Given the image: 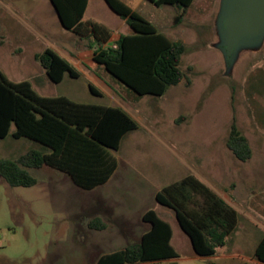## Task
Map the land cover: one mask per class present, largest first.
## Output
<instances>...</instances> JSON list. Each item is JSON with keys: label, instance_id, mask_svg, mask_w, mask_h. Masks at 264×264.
Masks as SVG:
<instances>
[{"label": "rangeland", "instance_id": "rangeland-1", "mask_svg": "<svg viewBox=\"0 0 264 264\" xmlns=\"http://www.w3.org/2000/svg\"><path fill=\"white\" fill-rule=\"evenodd\" d=\"M120 1L168 40L184 44L179 68L189 82L183 80L162 96L136 95L92 62L89 40L63 29L49 0H0V73L13 83L28 82L41 97L63 96L82 104L109 105V98L93 95L88 85L98 92H104L102 85L110 88L138 126L125 134L117 151H110L119 168L114 181L126 168L136 181L158 189L199 171L239 213L229 247L218 249L208 264H254L253 249L264 235V39L259 48L241 50L227 65L217 47L222 0H193L183 15L175 6ZM84 19L105 25L114 38L130 33L103 0H89ZM45 49L67 59L78 77L65 74L61 82H50L34 60ZM233 117L252 151L246 162L236 160L225 146ZM40 148L9 134L0 139V159ZM157 171L162 172L159 180ZM28 172L36 179L31 187H10L0 177V264H94L102 253L132 241L125 234L129 226L113 225V231L100 233L87 229L86 222L103 204L105 187L84 191L49 168ZM167 212L178 258L158 264H206L190 258L192 249L180 242L177 234L185 235L172 211Z\"/></svg>", "mask_w": 264, "mask_h": 264}, {"label": "trees", "instance_id": "trees-1", "mask_svg": "<svg viewBox=\"0 0 264 264\" xmlns=\"http://www.w3.org/2000/svg\"><path fill=\"white\" fill-rule=\"evenodd\" d=\"M122 19L130 33L109 44L111 30L93 20H85L87 0H49L61 27L80 39L89 40L93 63L138 96H162L185 80L179 68L185 53L182 42H171L155 27L120 0H103ZM155 6H175L186 13L193 0H147ZM34 60L52 83L77 71L50 49L35 54ZM89 91L99 92L88 85ZM13 128V131H11ZM138 128L137 123L117 107L73 102L66 97L37 95L26 82L13 83L0 73V139H28L41 146L16 159H0V177L10 187H31L36 179L28 169L48 167L67 175L82 190L105 184L117 167L110 151L119 149L122 138ZM225 146L232 156L246 162L252 156L246 138L233 117ZM155 201L174 212L181 231L199 257H210L227 244L235 231L238 213L192 175L162 188ZM141 220L149 225L138 243L100 255L94 264H139L177 258L170 244V225L152 210ZM108 225L93 218L87 228L104 230ZM254 259L264 264V235L257 243ZM214 264V263H210Z\"/></svg>", "mask_w": 264, "mask_h": 264}, {"label": "crops", "instance_id": "crops-1", "mask_svg": "<svg viewBox=\"0 0 264 264\" xmlns=\"http://www.w3.org/2000/svg\"><path fill=\"white\" fill-rule=\"evenodd\" d=\"M88 4H89V0H87L86 10L88 8ZM86 10H85V13H86ZM117 38L118 37L114 38L113 35H111L109 43L112 44L114 41H116ZM83 40L86 41L85 39H83ZM80 41H81V39H80ZM89 43H90V41H88L87 45ZM58 51L61 53L63 50L59 49ZM91 55H92V53H91ZM66 58L73 59L77 63H80V61H81L77 57L68 56ZM91 58H92V56H91ZM64 60H67V59H64ZM90 75H92L91 77L95 81H99V78L97 76H95L94 74H90ZM102 86L104 88V92H99L98 96H106L107 98H109V102H110L109 105H103V106H110V107L120 108L121 110H123L125 113H127L133 119L132 111L129 110V108L124 104V102H122L121 100L117 99L116 96H113L112 95V90L110 88H108L105 85H102ZM21 139H23V138H21ZM16 140H20V139H16ZM246 140H247V138H246ZM247 142H248V140H247ZM248 144H249V142H248ZM115 160H116V158H115ZM116 163H117V167H116L115 171L113 172V174L108 179V181L105 184L96 187V188L105 187L104 188L105 190L101 193V198L103 199V202H102L103 204H102L101 207H99L97 214L95 216L91 217L86 222V227H87L88 222L91 219H93V218L101 219L103 222H105L108 225V227L106 229H104V230H100V231L92 230V231L99 232V233L100 232H105V231H113V225H121V226L123 225V226H127V227L129 226L126 229V233L125 234L128 235L132 239V241L130 243H127V244L119 247V248H115V249H113L111 251H108V252H105V253H102V254H107V253H111V252H114V251H118V250L123 249L127 245L138 243L139 240H140V237L142 236V234L145 233L149 229V225L147 223H144L141 220L142 215L145 212L149 211V210L154 211L156 213V215L160 219H162L163 221L167 222L170 225V223H169L170 214L167 211H172V210L159 205L155 201V195L162 188H164V187H166V186H168V185H170L172 183L178 182L179 180L183 179L184 177H186L188 175H191V174L183 175V177H181L180 179H178V180H176V181H174L172 183H169L168 185H165V186L159 187L158 189H155V188H153V187H151L149 185L142 184V182H139L138 180L136 181V178H133L134 176H132L133 173L131 172V170H128L126 168L123 169V172H122L123 176L120 175L118 177V179H116L114 181V178L116 177L117 171L119 169L117 160H116ZM42 168H48V167H42ZM49 169H51V168H49ZM159 171H157L156 175L154 176L155 180H159V178L161 177L160 175H162V172H159ZM192 176L196 177L199 181H201L205 186H207L212 192H214L218 197H220L226 204H228L230 207H232L238 213V211L236 210V208L232 204H230L226 199L221 197L213 189V187L209 184V181L202 174H200L199 171L198 172L196 171V173H194ZM111 181H114V183H112L110 185L109 183ZM132 181H133V183H130ZM107 185H110V186L107 188L106 187ZM96 188H94V189H96ZM84 191H86V190H84ZM88 191H90V190H88ZM163 209H166V210H163ZM159 212H161V213L159 214ZM172 217H173V219H175L173 211H172ZM137 224L140 225V228H137V229L133 228V225H137ZM238 225H239V213H238V222H237L236 228H237ZM170 228H171L170 244H171L172 248L175 250V252L177 253V258H178V251H177L176 247L173 244L174 231H173L171 225H170ZM236 228H235V230H236ZM231 235L228 238L227 244L224 247L217 248L216 253L213 256H210V257H199V256L195 255L193 250H192V256L190 258L192 260L201 259L206 264H208L209 259H211L213 257H217L218 249H223V248L229 247V245H230L229 244V240H230ZM177 236H178L180 242H182L184 245H187V243H188L189 247L191 248V244H190L189 239H188V237L186 235L183 236V234H177ZM257 243H256V245H257ZM256 245H255V247H256ZM255 247H254V249H255ZM254 249H253V252H252L251 261L254 264H261V263L257 262L254 259V257H253ZM223 257L224 258H228L230 256H223ZM177 258H175V259H177ZM171 260H174V259H168V260H163V261H155V262H146V263H139V264H158L160 262H167V261H171Z\"/></svg>", "mask_w": 264, "mask_h": 264}, {"label": "water", "instance_id": "water-1", "mask_svg": "<svg viewBox=\"0 0 264 264\" xmlns=\"http://www.w3.org/2000/svg\"><path fill=\"white\" fill-rule=\"evenodd\" d=\"M217 18V47L227 65L241 50L260 47L264 39V0H222Z\"/></svg>", "mask_w": 264, "mask_h": 264}]
</instances>
